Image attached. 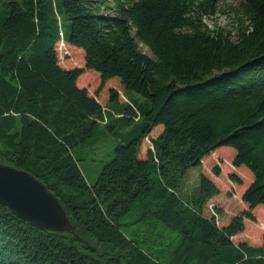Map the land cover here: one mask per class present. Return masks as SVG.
I'll use <instances>...</instances> for the list:
<instances>
[{"label":"trees","instance_id":"obj_1","mask_svg":"<svg viewBox=\"0 0 264 264\" xmlns=\"http://www.w3.org/2000/svg\"><path fill=\"white\" fill-rule=\"evenodd\" d=\"M219 1L62 0L60 12L56 0H0V161L40 179L73 227L38 228L0 203V264H264V234L259 245L232 239L264 203V0L237 1L234 31L203 21ZM61 40L82 50L83 65L59 64ZM86 69L99 73L96 92L111 80L148 102H119L109 87L118 104L107 109L77 84ZM112 114L140 121L139 131L87 182L72 147L98 122L111 127ZM222 145L252 179L248 207L219 225L203 213L219 193L209 176L200 172L190 196L180 189Z\"/></svg>","mask_w":264,"mask_h":264},{"label":"rangeland","instance_id":"obj_2","mask_svg":"<svg viewBox=\"0 0 264 264\" xmlns=\"http://www.w3.org/2000/svg\"><path fill=\"white\" fill-rule=\"evenodd\" d=\"M237 1L238 0H220L218 9L215 13L204 17L203 21L209 27L220 26L234 31L238 23L242 20V16L236 11ZM56 2L59 11L62 12V0H56ZM63 22L64 27L67 28L69 21L63 19ZM58 43L57 56L59 64L62 67L68 68L76 65H83V52L80 48L72 46L67 48L66 43H63V45L61 41ZM140 45L144 52L152 56L151 51L145 45ZM97 74L99 75V73L93 69H86L77 78V84L86 86L90 94H96L97 99L107 109L110 110L112 108L111 105L115 107L118 104L116 101L108 100L109 87H115L117 89L121 101H125V99L134 101L133 97H137L138 101H147L141 94L133 90L122 89L115 81L111 80H107L101 89L96 92L100 81ZM110 117L114 119L111 120V127L103 121L98 122L94 127L92 135L87 140L77 143L72 147V152L77 158L78 164L87 182H93L96 179L103 164L112 157L113 148L117 143H125L139 131L140 121L117 118L116 114H112ZM161 129V124L156 125L149 135L142 140L139 151L140 157L145 156L146 148L150 145V137L156 136ZM234 153L235 150L231 146H219L211 153L205 155L201 159L200 165L189 167L182 177L180 191L183 196H190L192 192L194 193L197 191L200 172L209 176L219 187V193L208 199L203 206V213L205 215H210L212 211H214L215 206L220 207L221 211L215 213L219 225L225 223L230 218L229 216L231 213H236L247 208V204H244L241 199V191L248 185L252 176L250 170L244 165L234 166L232 164ZM215 165L220 169L218 175L214 174L213 167ZM230 172H235L241 181L232 180L229 177ZM262 206H264V203L258 204L255 210L258 215L256 222L259 225L261 221L264 220V208ZM245 224L247 231H252L254 235H258L260 231H264V229L259 228L255 222L249 219L245 221ZM244 238H246L248 243H257V240L241 232L232 237L235 242Z\"/></svg>","mask_w":264,"mask_h":264},{"label":"water","instance_id":"obj_3","mask_svg":"<svg viewBox=\"0 0 264 264\" xmlns=\"http://www.w3.org/2000/svg\"><path fill=\"white\" fill-rule=\"evenodd\" d=\"M0 203L30 224L51 231H72L58 197L35 175L0 161ZM82 240V238L79 237ZM91 249H97L83 240Z\"/></svg>","mask_w":264,"mask_h":264},{"label":"crops","instance_id":"obj_4","mask_svg":"<svg viewBox=\"0 0 264 264\" xmlns=\"http://www.w3.org/2000/svg\"><path fill=\"white\" fill-rule=\"evenodd\" d=\"M118 100H119V102H122V101L119 99V96H118ZM251 176H252V174H251ZM251 179H252V178H251ZM250 181H251V180H250ZM243 189H244V188H243ZM243 189H242V191H243ZM242 191H241V193H242ZM215 195H216V194H215ZM215 195H213L212 197H214ZM212 197H211V198H212ZM209 199H210V198H209ZM242 201H243V200H242ZM243 202H244V201H243ZM244 204H245V202H244ZM256 206H257V205H256ZM256 206L252 208V212H253V214L256 216V218H258V215H257V213L255 212V210H256ZM247 207H248V205H247ZM262 207L264 208V206H262ZM236 213H237V212H236ZM233 214H235V212H234V213H231L229 217H231ZM247 219H248V218H244V224H245V221H246ZM228 220H229V219H228ZM228 220H227L225 223H227ZM249 220H250V219H249ZM251 221H253V220H251ZM253 222H255V224L258 225L259 228L264 229V220L261 221V224H260V225L256 222V220H254ZM225 223H223V224H225ZM240 232L246 234L247 236H251V238L254 239V240H257V243H249V244L259 245V244L262 243V236H263V234H264V231H260L258 235H254V233H253L252 231H247L246 224H245L244 229H243L242 231H240ZM238 233H239V232H238ZM236 234H237V233H236ZM234 235H235V234H234ZM234 235H233V236H234ZM259 235H260V236H259ZM233 236H232V237H233ZM257 238H258V239H257ZM242 240L246 241V238H244V239H240V240H238V241H242ZM246 242H247V241H246Z\"/></svg>","mask_w":264,"mask_h":264},{"label":"built area","instance_id":"obj_5","mask_svg":"<svg viewBox=\"0 0 264 264\" xmlns=\"http://www.w3.org/2000/svg\"><path fill=\"white\" fill-rule=\"evenodd\" d=\"M61 44L63 45V41L61 40ZM105 120H106V117H105ZM212 213L215 215V210L214 211H212Z\"/></svg>","mask_w":264,"mask_h":264},{"label":"bare ground","instance_id":"obj_6","mask_svg":"<svg viewBox=\"0 0 264 264\" xmlns=\"http://www.w3.org/2000/svg\"><path fill=\"white\" fill-rule=\"evenodd\" d=\"M28 222V221H27ZM43 229V228H42ZM51 231V230H50Z\"/></svg>","mask_w":264,"mask_h":264}]
</instances>
